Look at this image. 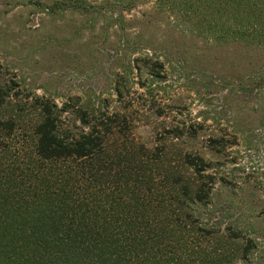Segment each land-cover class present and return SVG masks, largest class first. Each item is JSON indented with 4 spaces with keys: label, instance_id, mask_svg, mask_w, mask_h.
<instances>
[{
    "label": "rangeland",
    "instance_id": "1",
    "mask_svg": "<svg viewBox=\"0 0 264 264\" xmlns=\"http://www.w3.org/2000/svg\"><path fill=\"white\" fill-rule=\"evenodd\" d=\"M79 1L0 0V118L16 120L11 135L0 133L6 142L0 162L14 158L16 169L37 165L36 97L57 106L66 135L85 128L83 112H120L134 144L199 153L225 177L207 202H189L218 253L191 264H264V160L253 140L251 150L244 140L234 142L235 131L257 122L258 100L235 88L255 51L209 40L198 17L177 15L155 0ZM220 133L233 144L213 154L207 139Z\"/></svg>",
    "mask_w": 264,
    "mask_h": 264
},
{
    "label": "trees",
    "instance_id": "2",
    "mask_svg": "<svg viewBox=\"0 0 264 264\" xmlns=\"http://www.w3.org/2000/svg\"><path fill=\"white\" fill-rule=\"evenodd\" d=\"M154 3L180 16L198 17L202 33L215 43L235 42L255 51L235 88L258 100L253 109L257 122L245 131L236 124L234 142L244 140L248 150L260 146L264 160V0ZM150 71L160 72L156 67ZM33 106L39 115L31 125L37 165L16 169L14 158L0 162L7 167L0 169V264H191L218 259L216 241L207 239L211 232L204 234L207 228L198 225L189 204L207 202L217 180L225 181L211 161L199 153H173L165 143L154 150L134 144L128 136L130 121L117 111L83 112L85 128L66 135L54 103L36 97ZM15 122L0 118V133L11 135ZM227 134L208 137L213 154L231 147ZM112 136L116 138L110 140ZM252 140L255 146L249 144ZM111 141L120 145L113 147ZM5 144L2 138L0 150ZM260 177L264 179V164ZM11 178L15 181L8 185Z\"/></svg>",
    "mask_w": 264,
    "mask_h": 264
}]
</instances>
